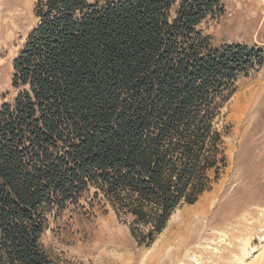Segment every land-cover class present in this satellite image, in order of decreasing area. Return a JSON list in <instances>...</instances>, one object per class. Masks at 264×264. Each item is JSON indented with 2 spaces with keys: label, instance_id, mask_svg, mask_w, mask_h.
Here are the masks:
<instances>
[{
  "label": "trees",
  "instance_id": "16d2710c",
  "mask_svg": "<svg viewBox=\"0 0 264 264\" xmlns=\"http://www.w3.org/2000/svg\"><path fill=\"white\" fill-rule=\"evenodd\" d=\"M0 104V264H53L41 237L93 190L150 245L225 166L221 108L264 48L214 46L220 0H35Z\"/></svg>",
  "mask_w": 264,
  "mask_h": 264
},
{
  "label": "rangeland",
  "instance_id": "374dc122",
  "mask_svg": "<svg viewBox=\"0 0 264 264\" xmlns=\"http://www.w3.org/2000/svg\"><path fill=\"white\" fill-rule=\"evenodd\" d=\"M220 1L223 12L201 23L212 44L264 48V0ZM34 3L0 0V104L13 94L12 60L36 21ZM218 126V179L176 208L150 245H139L91 189L50 219L41 243L53 264H264V64L238 76Z\"/></svg>",
  "mask_w": 264,
  "mask_h": 264
},
{
  "label": "bare ground",
  "instance_id": "6f19581e",
  "mask_svg": "<svg viewBox=\"0 0 264 264\" xmlns=\"http://www.w3.org/2000/svg\"><path fill=\"white\" fill-rule=\"evenodd\" d=\"M189 212H190V210H189V209H186V210H184V211H183L184 215H188V214H189ZM186 228H187V227H186Z\"/></svg>",
  "mask_w": 264,
  "mask_h": 264
}]
</instances>
